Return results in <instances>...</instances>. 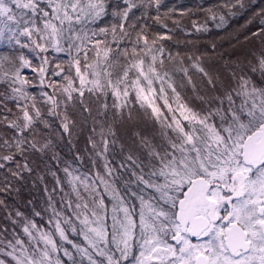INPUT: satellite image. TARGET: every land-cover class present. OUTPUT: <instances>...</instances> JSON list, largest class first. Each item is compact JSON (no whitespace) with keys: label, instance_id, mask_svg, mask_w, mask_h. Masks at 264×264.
Instances as JSON below:
<instances>
[{"label":"snow or ice","instance_id":"6c2138e0","mask_svg":"<svg viewBox=\"0 0 264 264\" xmlns=\"http://www.w3.org/2000/svg\"><path fill=\"white\" fill-rule=\"evenodd\" d=\"M245 7L0 0V264H264V7L240 54L197 35Z\"/></svg>","mask_w":264,"mask_h":264},{"label":"trees","instance_id":"16d2710c","mask_svg":"<svg viewBox=\"0 0 264 264\" xmlns=\"http://www.w3.org/2000/svg\"><path fill=\"white\" fill-rule=\"evenodd\" d=\"M119 0H112V3H118ZM165 4L169 7L175 6L177 9H193L195 10L197 6L207 7L208 5L216 3V0H164ZM246 7L244 9H240L236 16L229 19L228 24L222 28L217 29L214 27L212 22H209L211 30L208 33L197 34L199 36V44L202 46L201 50H204L203 46H210L211 43H215L217 45V53L225 52L232 53L234 50L237 54L241 53L240 45L236 44L235 37L237 35H241L247 31L243 26L246 24L247 20L251 18L252 14L259 10L260 7H264V0H243ZM178 15V13H177ZM194 19H198L200 21L203 20V13H197ZM183 22L187 27H190V23L187 17L183 18ZM248 29L255 30L254 25H248ZM186 37L180 33L175 37L176 40L183 41ZM188 39H195L194 36L187 37ZM173 43V42H169ZM252 47L251 44H247L244 46V49ZM27 54V53H26ZM38 61L34 60V63ZM25 74L28 77H33L35 74L31 72V70H25ZM35 86L29 88L30 92L39 93L40 86L38 80L34 82ZM258 83V80H257ZM2 87V85H0ZM136 129L129 128L127 131H121L119 133L121 139L117 141L115 146H109V160L113 165H118L122 160H125L130 151L135 152L137 155L141 153V149L138 145L133 144V139L135 138ZM87 134L85 133V136ZM85 136L80 137L78 140L73 139L72 143L68 142L67 137L64 140H56L57 149L59 156L62 159L71 161L77 151H82L85 148ZM54 139L55 136H54ZM123 145V148H122ZM83 170V166H81ZM51 178L49 177V186H50ZM42 189V186H41ZM22 201L21 207L23 210V203L26 201L33 199L34 202L37 203L38 207H43V198L44 194L42 190H37L32 188L31 185L25 186L24 190L21 193ZM9 227L10 221H7L3 218V215L0 214V228Z\"/></svg>","mask_w":264,"mask_h":264}]
</instances>
